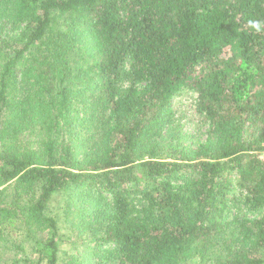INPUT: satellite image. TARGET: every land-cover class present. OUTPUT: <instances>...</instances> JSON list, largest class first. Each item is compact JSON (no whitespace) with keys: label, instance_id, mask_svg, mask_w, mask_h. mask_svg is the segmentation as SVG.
Masks as SVG:
<instances>
[{"label":"trees","instance_id":"16d2710c","mask_svg":"<svg viewBox=\"0 0 264 264\" xmlns=\"http://www.w3.org/2000/svg\"><path fill=\"white\" fill-rule=\"evenodd\" d=\"M263 145L264 0H0V264H264Z\"/></svg>","mask_w":264,"mask_h":264},{"label":"rangeland","instance_id":"374dc122","mask_svg":"<svg viewBox=\"0 0 264 264\" xmlns=\"http://www.w3.org/2000/svg\"><path fill=\"white\" fill-rule=\"evenodd\" d=\"M189 102H190V97H188V96H180V97L176 98V100H174V105L176 107L175 111L177 110L178 111L177 113L182 112V110H185L187 108L186 106L188 105ZM184 112H187V111L185 110ZM188 114L186 113V115H188ZM187 118H188V116L185 117V119H187ZM63 245L68 247V248L70 247V245H68L66 243H64Z\"/></svg>","mask_w":264,"mask_h":264},{"label":"built area","instance_id":"2783aa9c","mask_svg":"<svg viewBox=\"0 0 264 264\" xmlns=\"http://www.w3.org/2000/svg\"><path fill=\"white\" fill-rule=\"evenodd\" d=\"M257 157L261 160L264 161V145L262 146V149L259 150Z\"/></svg>","mask_w":264,"mask_h":264}]
</instances>
